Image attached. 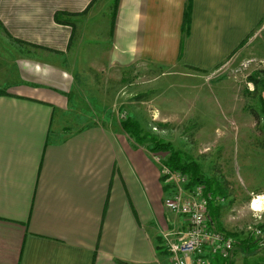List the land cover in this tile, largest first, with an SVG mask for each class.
Here are the masks:
<instances>
[{"label": "crops", "instance_id": "1", "mask_svg": "<svg viewBox=\"0 0 264 264\" xmlns=\"http://www.w3.org/2000/svg\"><path fill=\"white\" fill-rule=\"evenodd\" d=\"M93 1L0 0V264H171L186 220L163 204L169 180L153 156L168 154L124 131L95 74L209 72L264 19V0H191L181 46L187 0H118L107 33L88 39L68 17Z\"/></svg>", "mask_w": 264, "mask_h": 264}, {"label": "rangeland", "instance_id": "2", "mask_svg": "<svg viewBox=\"0 0 264 264\" xmlns=\"http://www.w3.org/2000/svg\"><path fill=\"white\" fill-rule=\"evenodd\" d=\"M114 6V0H94L84 14L68 19L76 34L91 39L107 33ZM93 12V18L84 20ZM238 55L209 72L178 64H138L120 74L96 73L95 79L107 90L121 121L137 120L143 133L170 143L198 163L203 177L220 184L225 191L217 195L224 229L244 234L264 221V209L250 208L253 197L255 207L264 198V91L247 80L264 69V19ZM235 244L231 257L242 254L246 264L264 257L262 248L241 250Z\"/></svg>", "mask_w": 264, "mask_h": 264}, {"label": "built area", "instance_id": "3", "mask_svg": "<svg viewBox=\"0 0 264 264\" xmlns=\"http://www.w3.org/2000/svg\"><path fill=\"white\" fill-rule=\"evenodd\" d=\"M162 154H154L160 164L161 173L169 180V192L163 200L164 207L172 213L182 215L186 228L180 239L167 244L171 264H209L207 256L227 261L231 258L234 241L231 236L218 231L208 223V205L222 203L221 197L206 192L203 183L189 186V175L171 169L163 160ZM253 197L250 208L253 211L264 209V198L258 199L254 206ZM258 198V197H256ZM260 218V217H259ZM259 248L264 249V230L259 226L251 229Z\"/></svg>", "mask_w": 264, "mask_h": 264}, {"label": "trees", "instance_id": "4", "mask_svg": "<svg viewBox=\"0 0 264 264\" xmlns=\"http://www.w3.org/2000/svg\"><path fill=\"white\" fill-rule=\"evenodd\" d=\"M114 4L115 6L113 8L112 17H114L115 15V10L117 8L118 0H114ZM64 14L65 13L62 12H56L54 14V19L59 23H69L68 20L62 18V15ZM190 14H191V0H187L183 13L181 46L183 44L184 37L189 31L190 19H191ZM247 80L251 82L254 85V87L260 85L264 91V69H259L254 73L248 75ZM3 93L4 92L0 89V94ZM260 97H261L260 102L262 104L263 98L262 96ZM121 126L124 129V131L128 132L138 143L149 142L150 143L149 146L151 150L166 152L168 154L165 159L166 165L169 166L171 169H176L182 173L188 174L190 178L189 186L198 183H203L206 192H210L213 195H219L225 193V191L221 189L220 184L216 182L214 179L203 177L199 169L200 167L196 161L190 159L188 156L185 157L179 151L172 149L170 143L164 142L152 134L146 132L143 133L142 128L140 127L137 120L131 117H126L121 121ZM220 210H221L220 204L215 205L213 203H209L208 223L210 224V226H212L218 231L224 232L228 236H231L233 238L235 237L236 246L239 245L240 247L244 245L246 246V248H250V247H255L256 249L259 248L257 245V241L255 240V237L251 232L242 234L240 232L237 233V232L226 231L220 221ZM258 226L264 230V221L261 222ZM215 258L220 259L218 257Z\"/></svg>", "mask_w": 264, "mask_h": 264}, {"label": "bare ground", "instance_id": "5", "mask_svg": "<svg viewBox=\"0 0 264 264\" xmlns=\"http://www.w3.org/2000/svg\"><path fill=\"white\" fill-rule=\"evenodd\" d=\"M257 206V205H256ZM232 239H233V237H231ZM233 241H234V239H233ZM235 243V242H234Z\"/></svg>", "mask_w": 264, "mask_h": 264}]
</instances>
